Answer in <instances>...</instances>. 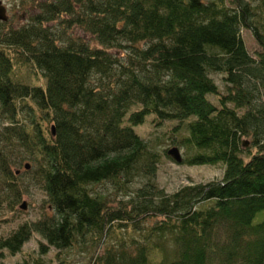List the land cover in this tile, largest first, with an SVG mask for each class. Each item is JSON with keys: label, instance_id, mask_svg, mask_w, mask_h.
Segmentation results:
<instances>
[{"label": "trees", "instance_id": "1", "mask_svg": "<svg viewBox=\"0 0 264 264\" xmlns=\"http://www.w3.org/2000/svg\"><path fill=\"white\" fill-rule=\"evenodd\" d=\"M34 4L21 27L0 19V171L14 208L17 147L57 217L21 225L0 247L15 254L39 232L63 251L99 235L91 264H264V0ZM30 62L45 86L18 80L16 65ZM165 120L187 130L184 162L222 163V179L158 188L157 154L137 127ZM106 182L115 195L98 191Z\"/></svg>", "mask_w": 264, "mask_h": 264}, {"label": "rangeland", "instance_id": "2", "mask_svg": "<svg viewBox=\"0 0 264 264\" xmlns=\"http://www.w3.org/2000/svg\"><path fill=\"white\" fill-rule=\"evenodd\" d=\"M39 1L42 0H0L7 9L6 13L9 17L7 23L9 26L21 27L29 23L31 11L35 6L34 3L38 4ZM242 34L252 54L261 50L251 30L243 29ZM92 43L96 44V41L93 40ZM111 52L115 53L113 50ZM15 73L18 80L25 84L45 86L47 83L44 75L33 67L32 62L16 65ZM212 77L219 84L220 90L226 94L227 89L223 81V75L213 74ZM213 99L218 101L216 97H213ZM26 100L29 101V98H26ZM24 102L27 101L24 99ZM21 115L25 121H29V118H27L29 115L25 111H22ZM4 122L6 123L5 120L0 118V126ZM177 124H179L178 121L172 120H165L159 124L149 121L137 127L143 138L148 141L151 150L157 154L158 160L155 164L156 173L153 180L158 188L167 193H174L186 185L222 179L226 169L222 163L216 165H189L184 161L177 163L172 158L169 151L175 147L180 149L184 159L194 153V150L187 149L184 145L186 143L183 138L187 130L183 123ZM13 151L11 152L12 158L17 161L15 152H19V149L15 148ZM24 154H29V152ZM30 162L32 161L25 159L22 164L19 162L14 163L11 168L14 172L22 170V175L14 180L15 185L20 186L23 195L21 200L14 206L15 209L8 204V199L13 192L12 190H6L7 184L5 179L1 177L2 172H0V244L2 239L11 236L23 224L33 225L48 220L49 217H57L52 208L48 207V196L38 183V178H35L36 167H31L29 170L25 169V164ZM147 178L145 175L134 178L131 183L133 190L141 186L144 179ZM97 189L103 194L110 193L108 196H113L116 193L114 185L110 182L97 185ZM24 200L28 202L26 210L20 208ZM84 236L86 240H90V233ZM96 238L95 243L98 242V246H95V243L80 242L72 249L60 251L52 247L42 233L33 232L31 238L15 254L11 253L6 247H0V264H91L95 254L103 253L104 239L99 243V235ZM110 241L113 242V239L111 238Z\"/></svg>", "mask_w": 264, "mask_h": 264}, {"label": "water", "instance_id": "3", "mask_svg": "<svg viewBox=\"0 0 264 264\" xmlns=\"http://www.w3.org/2000/svg\"><path fill=\"white\" fill-rule=\"evenodd\" d=\"M6 11H7L6 7L2 4V2H0V19H2V20H7L8 19V15H7ZM169 154L178 163H182L184 161V158H183V156H182V154L180 152V149L177 148V147L171 149L169 151ZM26 167L29 168L30 164H27ZM21 208L26 209L27 208V202H24L21 205Z\"/></svg>", "mask_w": 264, "mask_h": 264}, {"label": "flooded vegetation", "instance_id": "4", "mask_svg": "<svg viewBox=\"0 0 264 264\" xmlns=\"http://www.w3.org/2000/svg\"><path fill=\"white\" fill-rule=\"evenodd\" d=\"M2 143L3 142H1L0 141V148H1V145H2ZM16 143V142H15ZM16 144H18V143H16ZM9 148V147H8ZM17 148V147H16ZM20 151H23V147H21V149H20ZM14 152V151H13ZM0 153H1V149H0ZM16 153V155H17V161L16 160H12L14 163H17V162H19V163H21L22 164V161H20V159H19V155H18V152H15ZM14 163H12L11 164V166H10V168H12V165L14 164ZM25 166H26V164H25ZM27 168V167H26ZM25 168V169H26ZM31 167H29V168H27L26 170H29ZM0 169H1V167H0ZM12 170V169H11ZM1 172V171H0ZM13 174H14V178L11 180V182L12 183H15V179L19 176V175H22V170H16L15 172L13 171ZM1 177H3L4 179H5V177H4V174H3V172L1 173ZM8 181V178H6L5 179V182H7Z\"/></svg>", "mask_w": 264, "mask_h": 264}, {"label": "bare ground", "instance_id": "5", "mask_svg": "<svg viewBox=\"0 0 264 264\" xmlns=\"http://www.w3.org/2000/svg\"><path fill=\"white\" fill-rule=\"evenodd\" d=\"M54 130V129H53Z\"/></svg>", "mask_w": 264, "mask_h": 264}]
</instances>
